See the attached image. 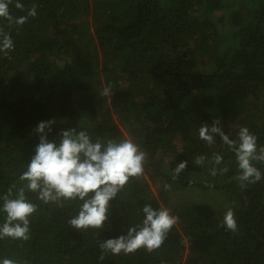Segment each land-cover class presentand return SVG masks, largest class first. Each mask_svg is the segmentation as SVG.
I'll list each match as a JSON object with an SVG mask.
<instances>
[{"label": "trees", "instance_id": "16d2710c", "mask_svg": "<svg viewBox=\"0 0 264 264\" xmlns=\"http://www.w3.org/2000/svg\"><path fill=\"white\" fill-rule=\"evenodd\" d=\"M15 2V18L33 4L37 15L10 29L0 19L14 44L0 53V226L9 190L16 199L24 187L36 211L27 240L0 239V261L264 264V162L253 161L262 179L241 187L234 148L219 134L211 145L199 137L201 126L218 120L237 146L241 127L264 146V0H19L23 10ZM41 121L51 131L38 133ZM62 131H84L104 146L131 140L146 153L143 173L110 201L100 228L70 226L83 201L44 203L20 180L40 136L58 146ZM146 205L178 217L163 244L152 252L102 251L108 239L143 227ZM229 208L235 232L220 226Z\"/></svg>", "mask_w": 264, "mask_h": 264}, {"label": "clouds", "instance_id": "9594fccd", "mask_svg": "<svg viewBox=\"0 0 264 264\" xmlns=\"http://www.w3.org/2000/svg\"><path fill=\"white\" fill-rule=\"evenodd\" d=\"M13 0H0V19L7 21L10 29L13 25H23L28 17L37 15V5L33 4L28 9L27 16L15 18L10 13V5ZM15 8L23 10L24 5L16 0ZM14 50L10 32L0 27V53L7 56ZM111 93V86L105 88L102 96ZM51 122L41 121L36 131L44 134L46 128L51 131ZM219 121L213 122L211 128L207 125L199 129V137L211 145L212 134H219L225 144L235 150L240 175L237 179L244 187V182L256 183L262 179L260 170L254 166L253 161L264 162V146L257 145V138L247 127H241L237 142L229 139L227 135L217 127ZM62 139L57 146L49 142L46 135L40 136V143L36 147L35 155L28 165L27 171L20 176L21 181H26L25 187L29 191L37 192L38 198L44 203L63 200L79 199L83 201L79 214L69 220L70 226L76 229L89 227L100 228L107 220L110 201L128 183L130 178L140 176L144 171L146 153L141 151L131 140L116 143L109 140L104 146L99 140L92 142L90 136L81 131L75 136L70 131L60 133ZM222 157L213 156L215 165L222 163ZM204 156H198L197 165H203ZM187 167V162H181L174 170L175 179ZM226 173L227 167L219 170ZM217 169L213 167L211 175L216 176ZM170 188L171 186H167ZM91 194V195H90ZM11 190L4 196L3 211L6 222L0 226V239L12 238L27 240L29 238V217L36 211L33 204L25 198V188L19 189L18 197L10 199ZM145 219L143 227L139 230H129L128 236L116 239H108L100 245L102 251L118 255L133 253L141 247L152 252L158 249L164 242L167 233L177 223L178 217L170 214L168 209L154 210L150 205L143 209ZM221 227L235 232L237 221L234 211L229 208L221 221ZM104 257L101 256V259ZM0 264H14V261L4 259Z\"/></svg>", "mask_w": 264, "mask_h": 264}, {"label": "rangeland", "instance_id": "374dc122", "mask_svg": "<svg viewBox=\"0 0 264 264\" xmlns=\"http://www.w3.org/2000/svg\"><path fill=\"white\" fill-rule=\"evenodd\" d=\"M217 13H220V12H217ZM224 28H228V25L227 26H225V25H221V26H219V29H221V30H223ZM162 184V183H161ZM180 194H184L183 192L182 193H175V195L173 196V200H175V198H177V197H182V196H180ZM184 196V195H183ZM193 199H195L194 197H193ZM198 200H200L199 198H197V200L196 201H198Z\"/></svg>", "mask_w": 264, "mask_h": 264}]
</instances>
